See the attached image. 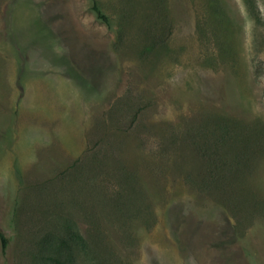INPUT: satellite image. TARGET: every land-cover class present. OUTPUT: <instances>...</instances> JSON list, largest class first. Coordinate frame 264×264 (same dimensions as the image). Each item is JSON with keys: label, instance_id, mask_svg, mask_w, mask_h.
<instances>
[{"label": "rangeland", "instance_id": "374dc122", "mask_svg": "<svg viewBox=\"0 0 264 264\" xmlns=\"http://www.w3.org/2000/svg\"><path fill=\"white\" fill-rule=\"evenodd\" d=\"M97 3L0 0V264H264V0Z\"/></svg>", "mask_w": 264, "mask_h": 264}, {"label": "trees", "instance_id": "16d2710c", "mask_svg": "<svg viewBox=\"0 0 264 264\" xmlns=\"http://www.w3.org/2000/svg\"><path fill=\"white\" fill-rule=\"evenodd\" d=\"M90 1V10L93 12L95 18L103 23H108V17L103 13V11L100 9L97 0H89ZM71 240H73L74 242H78L80 243L81 241V237L79 234L74 233L71 237ZM0 244H1V249L2 252L5 253L7 246H8V239L6 238V236L0 232ZM58 254L57 255H53L52 257H50L51 261L54 262V264H72L73 263V258L72 257H67L64 260H61L58 258Z\"/></svg>", "mask_w": 264, "mask_h": 264}]
</instances>
